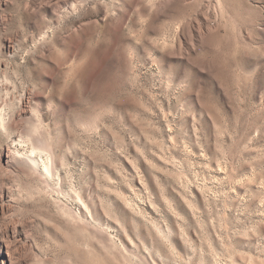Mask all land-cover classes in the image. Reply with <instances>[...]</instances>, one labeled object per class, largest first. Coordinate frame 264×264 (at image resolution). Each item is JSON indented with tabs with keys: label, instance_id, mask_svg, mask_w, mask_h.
<instances>
[{
	"label": "rangeland",
	"instance_id": "374dc122",
	"mask_svg": "<svg viewBox=\"0 0 264 264\" xmlns=\"http://www.w3.org/2000/svg\"><path fill=\"white\" fill-rule=\"evenodd\" d=\"M68 2L0 7L64 191L0 166V264H264V0Z\"/></svg>",
	"mask_w": 264,
	"mask_h": 264
},
{
	"label": "bare ground",
	"instance_id": "6f19581e",
	"mask_svg": "<svg viewBox=\"0 0 264 264\" xmlns=\"http://www.w3.org/2000/svg\"><path fill=\"white\" fill-rule=\"evenodd\" d=\"M5 1L6 0H0V7ZM68 3V0H62V4L68 5ZM2 68H5V66ZM3 76L6 80L5 82L2 81L3 77L1 79L0 74V133L3 135H10L9 139L13 142L12 145L16 144L14 147H9V144L7 145L8 149H2L0 152V160L3 157L7 159L5 166L0 162L2 171L15 175L17 179H23V176L30 179L39 178L41 181V185L39 184L40 189L46 192L49 190L56 191L57 189L62 192L61 183L58 184L61 187L55 184V179H57L56 174L60 170L59 154L53 142L54 138H52L49 130H47V125H44L45 122L43 123L42 121V115L38 114L40 112L36 113V109L39 108H36V106L33 107V99H31L30 95H23L24 93L19 99L20 104L18 108L15 107V102L10 97V94H5L6 96L3 97L4 95L2 92H4V90H9L11 87L9 86L11 82L8 83V80L11 79L9 74L5 73ZM23 123L27 124H25L26 128L24 129L22 127L23 129H20L18 126H24ZM77 195L79 199H82L81 193ZM87 221L84 220V222ZM101 236L103 237V235Z\"/></svg>",
	"mask_w": 264,
	"mask_h": 264
}]
</instances>
